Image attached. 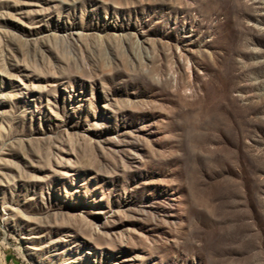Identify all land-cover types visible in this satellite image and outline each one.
Listing matches in <instances>:
<instances>
[{
  "label": "rangeland",
  "instance_id": "374dc122",
  "mask_svg": "<svg viewBox=\"0 0 264 264\" xmlns=\"http://www.w3.org/2000/svg\"><path fill=\"white\" fill-rule=\"evenodd\" d=\"M0 264H264V0H0Z\"/></svg>",
  "mask_w": 264,
  "mask_h": 264
},
{
  "label": "bare ground",
  "instance_id": "6f19581e",
  "mask_svg": "<svg viewBox=\"0 0 264 264\" xmlns=\"http://www.w3.org/2000/svg\"><path fill=\"white\" fill-rule=\"evenodd\" d=\"M117 40H118V38H117ZM115 41V40H114Z\"/></svg>",
  "mask_w": 264,
  "mask_h": 264
}]
</instances>
